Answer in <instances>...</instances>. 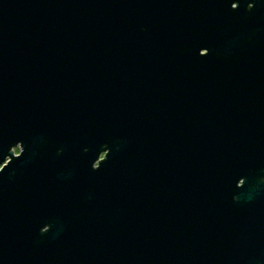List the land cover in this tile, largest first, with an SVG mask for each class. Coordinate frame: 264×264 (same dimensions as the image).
I'll list each match as a JSON object with an SVG mask.
<instances>
[{
  "label": "water",
  "instance_id": "1",
  "mask_svg": "<svg viewBox=\"0 0 264 264\" xmlns=\"http://www.w3.org/2000/svg\"><path fill=\"white\" fill-rule=\"evenodd\" d=\"M0 264H264V0H0Z\"/></svg>",
  "mask_w": 264,
  "mask_h": 264
},
{
  "label": "rangeland",
  "instance_id": "2",
  "mask_svg": "<svg viewBox=\"0 0 264 264\" xmlns=\"http://www.w3.org/2000/svg\"><path fill=\"white\" fill-rule=\"evenodd\" d=\"M19 152V147L18 146H16V147H14L13 148V154H17ZM103 157V153H101V155H100V158H102Z\"/></svg>",
  "mask_w": 264,
  "mask_h": 264
}]
</instances>
